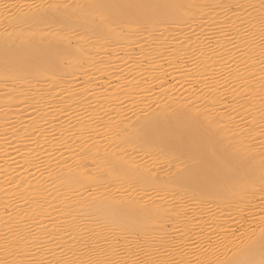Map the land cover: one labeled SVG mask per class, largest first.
I'll list each match as a JSON object with an SVG mask.
<instances>
[{"label":"bare ground","instance_id":"obj_1","mask_svg":"<svg viewBox=\"0 0 264 264\" xmlns=\"http://www.w3.org/2000/svg\"><path fill=\"white\" fill-rule=\"evenodd\" d=\"M159 257L264 264V0H0V264Z\"/></svg>","mask_w":264,"mask_h":264},{"label":"rangeland","instance_id":"obj_2","mask_svg":"<svg viewBox=\"0 0 264 264\" xmlns=\"http://www.w3.org/2000/svg\"><path fill=\"white\" fill-rule=\"evenodd\" d=\"M75 33H77L76 31H75ZM126 66L127 65H130V63H126L125 64ZM93 73H90V74H84L83 75V78L81 79L82 81H84V80H89L91 77L90 76H92V77H94L93 75H92ZM90 75V76H89ZM122 76V78L124 79V77H127L128 78V76H126V75H123V74H121ZM86 76V77H85ZM89 78V79H88ZM127 78L125 79V80H127ZM130 78V77H129ZM128 78V79H129ZM168 78V80H170V77L168 76L167 77ZM106 79L107 78H104L103 80H104V84H108V86H111V82L109 83V81H108V79H107V81H106ZM65 80H69V77H65ZM74 87H75V85L74 84H72ZM80 85L81 84H76V86L77 87H80ZM97 87H99L100 86V82L98 83V85H96ZM107 86V87H108ZM187 86H195V87H198V85L196 84V83H194V85H193V83H190V84H183L182 86H178L177 88H176V91L177 92H182V90H184ZM156 87V86H155ZM179 90V91H178ZM81 99H84L83 97L81 98ZM228 100H230V99H226L225 101H226V103H223L222 105L224 106H227L226 104H229L230 102L228 101ZM84 101V100H83ZM82 101V105H81V107L80 108H82L85 104H88V103H86L85 101H87V102H89L88 100H85L84 102ZM232 112H234V110L233 111H231V113ZM30 114V113H29ZM61 114V113H60ZM31 115V114H30ZM57 116H59V114L57 115ZM97 127H101V125L100 126H97ZM88 134V137L91 135V133H87ZM90 134V135H89ZM107 138H111V137H109V136H107ZM10 139V138H9ZM9 139H7L8 140V142H10V140ZM6 140V141H7ZM8 142H5V143H8ZM104 142H105V139H104ZM112 142L113 143H111V142H109V141H106L105 142V146L107 147V148H111L115 143H114V141L112 140ZM4 143V142H3ZM52 143H55V141H52ZM110 144V145H109ZM111 144H113L112 146H111ZM54 152H55V150H54ZM58 153L59 152H61V151H57ZM56 153V152H55ZM58 153H56V154H58ZM140 153V152H139ZM137 154V153H136ZM139 155V157L141 158L142 156V154H138ZM50 156H53V155H50ZM54 156H55V154H54ZM138 157V158H139ZM67 162V161H66ZM66 162H63V163H65V165H70V163H66ZM63 163H62V165H63ZM167 166H166V164L164 163V164H162V167H160L159 169H161V170H163L164 171V168H165V171H164V173L167 171L166 168ZM26 171H28V170H24V171H21L22 173L23 172H25L26 173ZM20 172V173H21ZM187 211V210H186ZM187 216V215H186ZM234 227V226H233ZM254 228V225L253 226H251V229H253ZM172 233V235L171 236H173L174 234H173V232H171ZM112 237H113V235H112ZM114 241H118V240H120L121 238H119V236H115L114 237ZM122 241V240H121ZM123 243V242H122ZM138 245L139 244H141V243H137ZM123 245L124 246H122V247H124V248H129V247H132V246H135V247H132L131 248V250H135V252L137 251V250H139V248L140 247H138V246H136V244H130V243H123ZM209 248H210V246H209ZM196 250L198 251V253H197V256L199 257V256H203L205 253H206V250H207V248H205L204 247V240H203V238L202 239H199V240H197V242H196ZM122 252V248L121 247H119V246H115L114 248H113V250H112V254L113 253H116V254H120ZM134 255H136V256H134V257H137V258H139V257H141L142 256V252L141 253H137V254H134ZM160 264H174V263H172L173 261H170L169 259H166V260H162V257H159V261H158Z\"/></svg>","mask_w":264,"mask_h":264}]
</instances>
